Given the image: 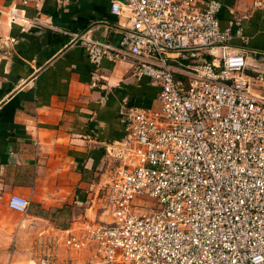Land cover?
<instances>
[{
    "label": "built area",
    "instance_id": "2783aa9c",
    "mask_svg": "<svg viewBox=\"0 0 264 264\" xmlns=\"http://www.w3.org/2000/svg\"><path fill=\"white\" fill-rule=\"evenodd\" d=\"M221 6L111 0L128 19L118 44L82 37L91 88L103 59L122 58L158 87L155 107L121 105L124 135L107 148L115 167L97 193L109 221L84 222L64 241L90 250L87 264H264V94L254 91L264 77L248 78L232 44L243 28L220 26ZM7 205L24 214L30 201L11 194Z\"/></svg>",
    "mask_w": 264,
    "mask_h": 264
},
{
    "label": "crops",
    "instance_id": "0c3cea01",
    "mask_svg": "<svg viewBox=\"0 0 264 264\" xmlns=\"http://www.w3.org/2000/svg\"><path fill=\"white\" fill-rule=\"evenodd\" d=\"M221 27L243 28L232 44L246 57L248 78L264 77V0H218ZM111 0H68L19 5L0 0V264H15L10 246L32 241L48 248L51 264H87L88 249L73 260L64 241L84 222L107 220L99 188L115 167L107 148L123 138L121 105L155 107L158 87L131 75L127 58L92 65L82 37L116 46L125 14ZM14 12V14H12ZM254 91L264 94L263 87ZM11 194L30 201L26 213L8 207ZM80 253V254H81ZM87 253V254H86ZM16 264H21L18 262Z\"/></svg>",
    "mask_w": 264,
    "mask_h": 264
},
{
    "label": "rangeland",
    "instance_id": "374dc122",
    "mask_svg": "<svg viewBox=\"0 0 264 264\" xmlns=\"http://www.w3.org/2000/svg\"><path fill=\"white\" fill-rule=\"evenodd\" d=\"M147 204L149 206H152L154 204V200L152 198H146ZM144 211V210H141ZM109 221V218L107 219ZM42 252L38 253V246L36 243L32 241H24L21 242V244L17 247L13 242H11L10 246V259H13V263L21 262V264H33V262L42 255L50 256L52 255V252L49 250V247L41 249ZM90 252V250H89ZM76 250H70L69 249V256H72L73 260H77L78 256H82L83 254ZM87 254V253H86ZM70 261L72 262V259L69 258V264Z\"/></svg>",
    "mask_w": 264,
    "mask_h": 264
}]
</instances>
